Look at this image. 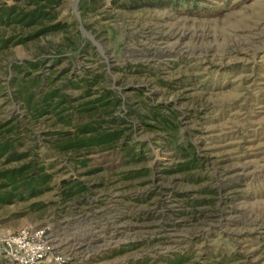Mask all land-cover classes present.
Returning <instances> with one entry per match:
<instances>
[{
    "label": "rangeland",
    "instance_id": "obj_1",
    "mask_svg": "<svg viewBox=\"0 0 264 264\" xmlns=\"http://www.w3.org/2000/svg\"><path fill=\"white\" fill-rule=\"evenodd\" d=\"M27 230L41 264H264V0H0V264Z\"/></svg>",
    "mask_w": 264,
    "mask_h": 264
},
{
    "label": "built area",
    "instance_id": "obj_2",
    "mask_svg": "<svg viewBox=\"0 0 264 264\" xmlns=\"http://www.w3.org/2000/svg\"><path fill=\"white\" fill-rule=\"evenodd\" d=\"M39 234L23 231L11 235L3 241L2 251L12 262L17 264H41L48 256V252L36 243Z\"/></svg>",
    "mask_w": 264,
    "mask_h": 264
},
{
    "label": "trees",
    "instance_id": "obj_3",
    "mask_svg": "<svg viewBox=\"0 0 264 264\" xmlns=\"http://www.w3.org/2000/svg\"><path fill=\"white\" fill-rule=\"evenodd\" d=\"M14 10H11V11H9V13H12ZM40 14H42V16H45L43 13H42V11L41 12H39L36 16L35 15H33V16H31L30 15V20H28V21H30V22H35L38 18H39V15ZM42 16H40V17H42ZM120 137V135H119V133H116V134H112V135H105V136H102V137H100V138H97V139H92L91 140V144H97V145H100V144H107V143H109V142H111V141H113V140H115V139H117V138H119ZM34 169V168H36L35 167V164H32V165H28V166H26V167H23L22 169H20V170H18V171H13V172H11V173H9L8 175H6L7 176V178L11 181V182H15V176H22L23 175V173H24V171L25 170H27V169ZM24 180V179H23ZM36 179L35 178H33V179H31V182L30 181H25V183H24V185H23V187L24 188H27L31 193H30V195H32L33 193H35V190H36Z\"/></svg>",
    "mask_w": 264,
    "mask_h": 264
},
{
    "label": "water",
    "instance_id": "obj_4",
    "mask_svg": "<svg viewBox=\"0 0 264 264\" xmlns=\"http://www.w3.org/2000/svg\"><path fill=\"white\" fill-rule=\"evenodd\" d=\"M85 33V32H84Z\"/></svg>",
    "mask_w": 264,
    "mask_h": 264
}]
</instances>
